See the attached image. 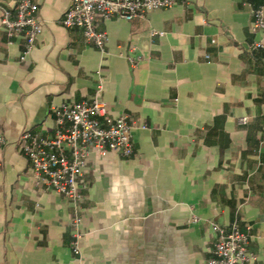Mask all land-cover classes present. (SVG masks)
Here are the masks:
<instances>
[{
    "label": "crops",
    "instance_id": "crops-1",
    "mask_svg": "<svg viewBox=\"0 0 264 264\" xmlns=\"http://www.w3.org/2000/svg\"><path fill=\"white\" fill-rule=\"evenodd\" d=\"M32 1L42 31L24 61L23 39L0 23V264H207L209 221L234 219L249 235L247 264H264V52L250 28L264 0H178L101 19L103 51L59 22L71 0ZM97 87L107 115L133 123V153L90 152L76 254L71 202L35 184L16 138L52 136L53 106Z\"/></svg>",
    "mask_w": 264,
    "mask_h": 264
},
{
    "label": "built area",
    "instance_id": "built-area-1",
    "mask_svg": "<svg viewBox=\"0 0 264 264\" xmlns=\"http://www.w3.org/2000/svg\"><path fill=\"white\" fill-rule=\"evenodd\" d=\"M177 1L71 0L59 22L67 27L79 28L86 42L103 51L107 33L98 28L99 20L111 17L131 20L143 17L155 9L171 7ZM10 2L12 4L7 5ZM0 10V23L5 28L6 35L9 38L23 39L19 60L24 61L42 31L37 5L32 0H0ZM251 15V31L261 34L260 39L251 43V48L264 52V7L253 8ZM129 60L132 65H136L138 58L130 57ZM100 93L101 87H97L94 94L87 99L61 102L53 106L55 127L52 136L24 130L16 138L20 149L31 163L35 184H43L71 202V249L76 254L79 253V207L84 188L79 180L90 152L104 155L113 151L120 156H130L133 153V123L125 114L109 117ZM240 120L244 122L246 117L243 116ZM4 142L5 137L0 134V145ZM191 219L198 221L200 218L193 215ZM209 222L215 232V240L207 264H247L252 259L253 256L247 248L249 235L239 227L236 219L227 227Z\"/></svg>",
    "mask_w": 264,
    "mask_h": 264
}]
</instances>
